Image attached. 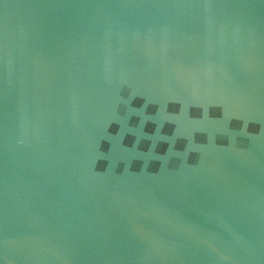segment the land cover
<instances>
[{"label":"water","instance_id":"obj_1","mask_svg":"<svg viewBox=\"0 0 264 264\" xmlns=\"http://www.w3.org/2000/svg\"><path fill=\"white\" fill-rule=\"evenodd\" d=\"M0 264H264V0H0Z\"/></svg>","mask_w":264,"mask_h":264}]
</instances>
